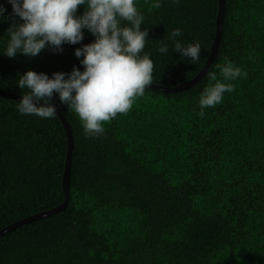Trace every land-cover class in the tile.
<instances>
[{"label":"trees","instance_id":"trees-1","mask_svg":"<svg viewBox=\"0 0 264 264\" xmlns=\"http://www.w3.org/2000/svg\"><path fill=\"white\" fill-rule=\"evenodd\" d=\"M148 38L141 55L154 63L153 83L173 86L195 76L211 50L218 0H135ZM0 16V90L29 70L84 71L82 48L64 43L35 57L5 55L8 29L23 23L12 4ZM80 5L76 16H82ZM126 23V22H122ZM199 42L197 63L174 51ZM83 34L93 43L95 36ZM167 53L158 51L160 41ZM220 43L206 74L176 92L146 89L127 114L87 136L78 115L54 93L50 103L72 137L65 209L0 236V264H264V0H224ZM225 58L247 72L233 92L206 108L199 98ZM67 79V76L65 77ZM43 103V101H40ZM0 96V229L51 209L63 199L67 147L61 121L22 115Z\"/></svg>","mask_w":264,"mask_h":264},{"label":"clouds","instance_id":"clouds-1","mask_svg":"<svg viewBox=\"0 0 264 264\" xmlns=\"http://www.w3.org/2000/svg\"><path fill=\"white\" fill-rule=\"evenodd\" d=\"M9 2L12 4L13 16L23 21L13 22L8 29L10 41L5 55L10 58H15L17 53L35 57L46 46L62 51V44L75 45L83 40V29L95 36L93 43L75 50L77 58L83 56V72L74 67L70 74L57 72L51 79L44 73L32 70L20 76L17 87L29 90L23 94L17 106L22 115L55 118L56 107L50 101L54 93H58L61 103L78 115L84 133L87 136H99L104 132L105 123L111 122L118 114H127L136 100L152 85L154 63L148 54L141 55L148 30H141L144 16L138 11L135 0ZM173 3H179V0H173ZM80 5H85L86 11L77 17ZM160 7L161 3L156 0L149 6V11ZM5 11L0 6V16ZM180 35L182 30L177 28L168 36L174 42V51L197 63L200 43L184 46L176 40ZM160 45L158 51L167 53V43L161 40ZM216 68L220 70L224 82L218 79L215 71L207 73L208 80L215 83H210L200 95V117L205 115L206 108L220 104L224 93L235 90L230 81L247 76L246 71L226 58L225 63L217 64ZM34 101H43V104L37 106Z\"/></svg>","mask_w":264,"mask_h":264},{"label":"water","instance_id":"water-1","mask_svg":"<svg viewBox=\"0 0 264 264\" xmlns=\"http://www.w3.org/2000/svg\"><path fill=\"white\" fill-rule=\"evenodd\" d=\"M9 5H11L9 0H0V6H2L3 8L8 7ZM223 11H224V0H218V10H217V16H216V20H215V31H214V36H213V40H212L211 50H210L209 55L206 59V62L204 63L203 67L201 68V70L192 78L186 79V80L180 82L179 84H176L173 86H165V85L160 86V85L152 84L147 89H151V90H155V91H161V92L180 91V90L186 89V88L194 85L196 82H198L206 74L208 67L210 66L213 59L215 58V55L217 53L218 46L220 43L219 40H220V33H221V26H222V19H223ZM80 43L82 44V46H84V45L90 44L92 42L83 34V40ZM0 96L3 98L13 99L17 102H20L22 100V97H23V96H19V95L9 94V93L3 92L1 90H0ZM34 103H36L37 106H41L43 104L42 102H37V101H34ZM56 117L62 123V126H63L64 131H65L66 142H67L65 159H64L65 165H64V171L62 174V182H61L62 192L64 194L63 195L64 199L59 205L53 207L52 209H49L47 211H43V212H40L37 214H33L31 216L22 218L18 221H15L11 224L4 226L3 228L0 229V236L4 235L5 233H7V232H9V231H11L17 227L22 226L25 223H29L31 221L46 217V216L50 215L51 213H55V212H58L60 210H63V209H65V207L67 205L69 178H70V167H71L70 157H71V150H72L71 128L69 126V123L63 118V116L60 113H58V111L56 112Z\"/></svg>","mask_w":264,"mask_h":264}]
</instances>
